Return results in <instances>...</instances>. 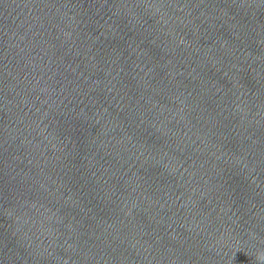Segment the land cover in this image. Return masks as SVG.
Returning <instances> with one entry per match:
<instances>
[{"label": "water", "instance_id": "obj_1", "mask_svg": "<svg viewBox=\"0 0 264 264\" xmlns=\"http://www.w3.org/2000/svg\"><path fill=\"white\" fill-rule=\"evenodd\" d=\"M0 232L37 264H264V0H0Z\"/></svg>", "mask_w": 264, "mask_h": 264}]
</instances>
